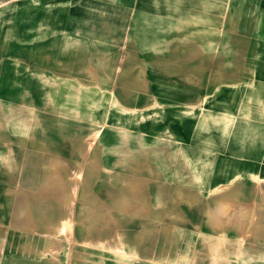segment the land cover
<instances>
[{"label":"rangeland","instance_id":"rangeland-1","mask_svg":"<svg viewBox=\"0 0 264 264\" xmlns=\"http://www.w3.org/2000/svg\"><path fill=\"white\" fill-rule=\"evenodd\" d=\"M177 69L179 80L197 76L187 85L199 109L211 80L240 79L241 99L222 94L213 103L262 114L242 122L241 143L254 160L262 148L247 180L263 199L218 200L203 190L208 204H237L247 231L230 225L216 234L206 215L176 227L149 213L156 180L143 170L150 163L157 174L164 138L131 125L159 115L160 104L126 100L158 99ZM262 165L264 0H0V264H264V246L253 245H264L256 240L264 235ZM197 170L205 177L208 167ZM239 241L246 247H233Z\"/></svg>","mask_w":264,"mask_h":264},{"label":"crops","instance_id":"crops-1","mask_svg":"<svg viewBox=\"0 0 264 264\" xmlns=\"http://www.w3.org/2000/svg\"><path fill=\"white\" fill-rule=\"evenodd\" d=\"M153 49L162 54L169 52L168 48ZM231 68H229L228 64L224 69L222 67L221 69L218 68V71L224 74V70ZM177 72H179L178 69L168 75L167 79L162 80V84H159L158 99L146 94L142 95L141 98L140 96L131 95L130 98L132 100L125 99L128 103H138V101L142 100V103L148 101L153 104H160L159 108L154 107L155 109L158 108L157 112L159 115L148 116L147 118L136 116L135 120L138 121L131 125L139 135H155L164 138L159 139L161 144L158 147V151L161 153L157 174L152 172L156 168L150 163L145 165L147 169L144 168L143 170V172L147 173L144 177L151 179L150 183L156 180V191L152 192L151 195L153 202L149 208V213L168 217L169 225H176V227H178V224L182 225L183 221L191 223L195 220L194 222L198 223L206 215L210 218L208 225L210 227L213 226V230L210 231L216 234H219L217 232L225 233L228 231L231 233L234 230L228 228L230 225H240L244 227V231H247V226L242 225V218L247 217V215L235 211V209L239 208L237 204L232 202L229 205H225V203L221 204L217 201L214 204H208L207 199L213 198V196H209L207 191L203 190L211 189L210 193L218 192L219 195L214 197L218 200L233 199L235 196L251 200L263 199L262 194L255 196L254 185L252 184L255 181L247 180L248 178H252V180L255 178L253 173L256 170L255 166L257 167L258 165L257 159L263 158L260 153L262 148H254L255 152H259L256 156L253 154L256 159L254 160L251 154L247 156V153L252 150L241 143V138L245 135L242 122L247 119L254 120L255 123L257 119L262 121V114L252 117L242 112L244 105L227 103L225 98L232 99L235 97L241 99L244 95V90L243 92L240 90L243 85L245 86L246 80L240 79L239 81H225L215 78L211 80L210 82L217 85H208L211 89L207 91L209 97L208 107L199 109L197 105H200L202 100L198 92L194 93V91L190 90L194 85H187L191 79L195 81L197 76L195 75V77L190 78L186 82L177 79L179 76H176ZM133 87L134 85L129 86L128 89L131 90ZM143 87L146 89L150 88L149 85H144ZM217 88L229 90H216ZM253 88L257 89L255 86ZM128 94L129 92L126 90V95ZM222 94L224 96L225 94L227 95L223 99L224 102L213 103V100L219 99ZM137 97L139 98L136 99ZM216 106L221 109L219 113H222L223 117H215ZM149 117H155V120L150 122V126L146 122ZM222 119L224 121L227 120V122H223ZM142 131L143 133H140ZM210 152H228L230 155L214 158L216 155L211 157ZM201 167H208V170L210 167L212 168L209 171L206 170L207 175L204 177L200 175L201 170L199 172L197 170L198 168L201 169ZM260 173L261 178H264L263 165ZM249 183L251 184L249 185ZM232 185H238V188L235 187L233 189ZM201 200L202 202L200 203ZM244 208L246 209L248 206L244 205ZM205 210H207V213H205ZM168 220L165 219L164 223H160V226H162L161 230H159L160 232L167 230L166 222ZM244 221L246 222V220ZM233 229L236 230V228ZM260 229H255V231L259 232ZM176 230L178 231L177 228ZM237 231L240 232L241 229L238 228ZM260 231H263V229ZM262 237L264 235H261L256 240L261 241ZM212 241L215 242L212 245L208 243L209 247L227 246L226 239L223 241L225 244L223 243L222 245L216 243L217 240ZM253 245H255L254 248L259 249H263L264 246L261 244L257 245V243ZM233 247H246V244L233 245ZM244 256L241 257L243 258Z\"/></svg>","mask_w":264,"mask_h":264},{"label":"bare ground","instance_id":"bare-ground-1","mask_svg":"<svg viewBox=\"0 0 264 264\" xmlns=\"http://www.w3.org/2000/svg\"><path fill=\"white\" fill-rule=\"evenodd\" d=\"M59 176V175H58ZM56 178V177H55ZM31 213V212H30Z\"/></svg>","mask_w":264,"mask_h":264}]
</instances>
